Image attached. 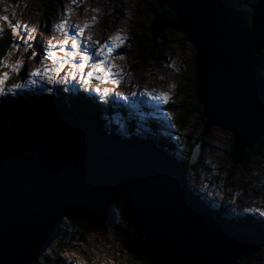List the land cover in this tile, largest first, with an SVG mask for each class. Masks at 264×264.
<instances>
[{
    "label": "water",
    "instance_id": "95a60500",
    "mask_svg": "<svg viewBox=\"0 0 264 264\" xmlns=\"http://www.w3.org/2000/svg\"><path fill=\"white\" fill-rule=\"evenodd\" d=\"M159 2L176 17L156 15L154 39L174 29L196 51L194 98L204 136L214 127L229 132L232 164H244L264 138V0L253 8L250 30L228 0ZM102 81L101 74L91 78ZM146 142L109 136L98 119L69 110L0 133V264L40 260L68 218L117 230L155 264H238L259 250L262 230L208 207L174 158ZM120 201L133 237L117 226Z\"/></svg>",
    "mask_w": 264,
    "mask_h": 264
},
{
    "label": "rangeland",
    "instance_id": "374dc122",
    "mask_svg": "<svg viewBox=\"0 0 264 264\" xmlns=\"http://www.w3.org/2000/svg\"><path fill=\"white\" fill-rule=\"evenodd\" d=\"M141 1L0 0V43L7 38L9 43L11 41V48L0 68V78L4 73L9 77L2 86L5 89L3 95H15L17 91L35 92L36 96L48 92L53 95L52 88L59 87L63 92L70 88L86 95L89 100L91 98L94 108L104 113L109 110V101L112 100L114 108L122 105L124 109L113 115L110 123L103 115L96 118L90 114L98 119L105 131L123 137L146 138L152 133L147 124L158 122L160 125L155 126L154 136L164 140V147L165 143L174 146V152L169 154L181 164L187 159L190 144L199 141L204 146L198 162L184 170L189 188L193 193L199 192L211 208L224 209L229 218L242 217L243 220L253 216L264 225V160L249 156L245 166H233L229 157L232 150L229 132L214 127L207 136H201L205 121L194 110L189 86L196 51L185 40V35L179 31L161 33L152 51L155 59L141 60L134 35L136 37L135 33L140 32L142 24L147 28L153 22ZM255 1L245 3L240 0L233 7L240 15L249 18L253 13L251 3ZM61 23H65V27L57 29L55 26ZM118 32L124 40L117 47L112 38ZM69 38L75 39L76 48L72 47ZM66 39L69 42L64 44ZM66 52H78L88 59L81 61L73 56L65 57ZM50 53L55 54L54 58ZM17 61L21 62L18 71L6 67ZM81 63L85 65L82 71L77 68ZM56 68L61 70L56 72ZM34 70L40 75L31 76ZM89 72L91 76L87 75ZM99 74L103 81L92 83V76ZM162 93H166L169 99L165 100ZM171 103L190 110L187 126L181 131L183 135H180L177 124L180 114L171 109V105L168 107ZM69 111L72 110L69 108ZM124 121L132 133L126 130ZM160 127L165 130H159ZM214 188L217 193H213ZM115 213L117 226L124 229L128 222L123 218L124 207H117ZM244 221L250 222L249 219ZM61 227V237L43 254V259L33 264H132L117 230L89 226L75 218L66 219ZM134 234L133 231L131 236ZM249 264H264V244Z\"/></svg>",
    "mask_w": 264,
    "mask_h": 264
},
{
    "label": "trees",
    "instance_id": "16d2710c",
    "mask_svg": "<svg viewBox=\"0 0 264 264\" xmlns=\"http://www.w3.org/2000/svg\"><path fill=\"white\" fill-rule=\"evenodd\" d=\"M228 1L231 3L232 6H234L235 2L237 3L240 0H228ZM242 1H245V3H246L247 0H242ZM140 3L144 6V9L153 17V20H154L156 15H160V16L164 17L165 19H170V20L175 19V17H176L175 12L172 11L170 8L161 7L159 0H142ZM257 3H258V0H256L254 3H251L252 9L254 8V6H256ZM240 19L242 21L243 26L247 30H250L251 29V17L246 18V17L240 15ZM151 28H152V25L146 28L145 25L142 24L139 28L140 32L135 33L136 37L134 35L135 44L138 46L136 48V50L138 53L141 54V60L143 62L148 61V59H155V56H153L152 51H153L154 45L157 42V39H154ZM166 32H168V33L170 32V33L174 34L176 32V30L169 29ZM9 40L10 39L7 38L6 40H4L3 42L0 43V68L2 66L4 59L6 58L7 51L9 50V48H11L10 47L11 41L9 43ZM185 40L189 43V40L186 36H185ZM263 55H264V52H262L259 55V57H260V61H261L260 75L264 78ZM195 72H196V66H195V60H193V62H192V75H191V78L189 80V86L191 87L190 97H192V98H194V96H195V94H194V81H195L194 73ZM52 89H53V95H49L48 93H50V92H48L46 94H41V95L36 96L35 92L27 93L24 91H22V92L17 91L15 93V95H9V94L0 95V133L9 132V131L14 130V129L26 124V123L36 121L39 118H42L46 114H50L53 112H59V111H65L68 108H70V110H72L74 113L75 112H77V113H84L85 112L87 114H91V115H94L96 117H102L101 115H103L105 118H107V121L109 123H110V119L113 117V115L119 114L120 112L122 113V111L124 109V107L122 105L119 108H114L113 107L114 103L112 101H109L110 108L108 111H105V113H104L100 109L94 108V106L92 105L91 98L89 100L86 95L77 93V91L75 89L67 88L68 89L67 92H66V90H65V92H63V90L59 87H55ZM170 105H171V109H175L174 111L175 112L177 111L178 114H180V116L178 118L179 121L177 124H178V128L180 129V135H183L181 133V131H183L187 126L186 120H187V115L189 114L190 110H188L186 106L177 107L176 105L171 103V104H168V107H170ZM193 105H194V110L201 117L203 109H202L201 105L195 100V98H194ZM181 107H182V110H181ZM112 108H114V109H112ZM183 109H185L187 111H185ZM126 113H128V112H126ZM156 125H158V124H156L154 122L148 123V128L150 129L151 132H154L156 130L155 129ZM202 125L204 127V123H202ZM159 130H165V129L163 127H160ZM171 130L174 131V129H171ZM123 131H125V130H123ZM129 132H131V130H129ZM204 133H205V131H204ZM204 133L201 136H204ZM118 135L120 137H123L120 134H118ZM125 135H127V132ZM147 136L148 137H146V138L148 139V141L152 140L151 137H154V135L152 133L148 134ZM170 137H172V135H170ZM123 138H126V137H123ZM155 139H156V137H155ZM198 139H200V138H198ZM154 141H156V140H154ZM162 141H164V140L161 139V141H160L161 143H159V147L162 149H165L163 144H162ZM198 143H199V141H197L196 143L194 142V144L192 143V145L190 144V150L188 151L187 159H186L185 163L181 165L183 170H188V167L190 166L192 154L194 152L195 146ZM231 143H232V148H233V137H232ZM170 147L172 148V150H174L173 145H171ZM178 148H179V146H178ZM231 151L229 152V155H230ZM249 152H250L251 157H256V158L259 157V159L264 160V138L261 139L260 144L254 146V148L252 150H250ZM230 160H231V157H230ZM246 162H245V164H246ZM245 164H244V166H245ZM233 166H236V165H233ZM244 166H242L241 169ZM236 168H238V167H236ZM212 190H214L213 193H217L216 188H214ZM194 193L196 194V196L200 200H203L201 198V196H200L201 194L199 192H197V193L194 192ZM119 206L124 207V205L121 201L117 203V205L115 206V209ZM124 209H125V207H124ZM219 212L222 214H225L223 210H221ZM125 214L126 213H124V215ZM123 218L125 221L126 216H124ZM250 221H255V220L253 217H250ZM255 224L256 225L260 224V226H262L264 228V225L262 223H260L259 221L255 222ZM123 230L129 232L130 234H133V231L130 228L128 222L126 223L125 228ZM117 236H119L120 241L123 242L124 247L126 248L127 253L130 256L129 259H130V262L132 264L135 262H143L144 264H155L153 257L149 253L140 251L138 249V247L133 245V244H128L126 241V238H124L121 233L118 232ZM256 255H257V253H254L251 257H243L238 262V264H249L253 260V258L256 257ZM43 257L41 259H43Z\"/></svg>",
    "mask_w": 264,
    "mask_h": 264
},
{
    "label": "snow or ice",
    "instance_id": "6c2138e0",
    "mask_svg": "<svg viewBox=\"0 0 264 264\" xmlns=\"http://www.w3.org/2000/svg\"><path fill=\"white\" fill-rule=\"evenodd\" d=\"M72 2L75 3L76 0H72ZM55 27H56L57 29H63V28L65 27V23H61V24H59V25H56ZM34 30H35V29H34ZM29 38L31 39L32 37L29 36ZM69 39H71L72 47H73V48H76V47H77V44H76L75 39H74V38H69ZM112 39H113V41H114L115 46L118 47L121 43H123L124 37H122V36L120 35V33L118 32V33H116V34L113 36ZM68 42H69V40L66 39V40L64 41V44H67ZM61 51H63V47H61ZM33 55H35V54H33ZM49 55L52 56L53 58H54V56H55L54 53H50ZM68 56H73L75 59H78V60H81V61H86V60L88 59V56H86V55H81V54L78 53V52H77V53H67V52H66V53H65V57H68ZM20 66H21V62H20V61H17L15 65H6V67H11V68H13L14 71H18ZM84 67H85V65H84L83 63L77 65L78 70H81V71L83 70ZM60 70H61V69H59V68L54 69V71H56V72H59ZM45 71L47 72L48 69H45ZM2 75H3V78H0V95H3V94H4L5 89H4L2 86H3V84H4V81L7 80V79L9 78V77H8V73H4V74H2ZM30 75H31V76H38V75H40V72H39L38 70H34V71H32V72L30 73ZM87 75H88V76H91L92 73L89 72V73H87ZM74 78H75V77H74ZM15 87L19 88V87H22V85H15ZM161 96H163L165 100L169 99V97L167 96L166 93H162Z\"/></svg>",
    "mask_w": 264,
    "mask_h": 264
},
{
    "label": "bare ground",
    "instance_id": "6f19581e",
    "mask_svg": "<svg viewBox=\"0 0 264 264\" xmlns=\"http://www.w3.org/2000/svg\"><path fill=\"white\" fill-rule=\"evenodd\" d=\"M170 157H172L171 155H170ZM86 222V221H85ZM87 223V222H86ZM88 224V223H87ZM89 225V224H88Z\"/></svg>",
    "mask_w": 264,
    "mask_h": 264
}]
</instances>
